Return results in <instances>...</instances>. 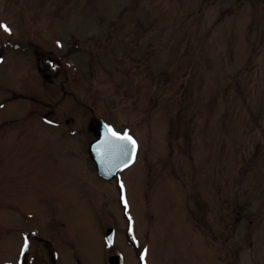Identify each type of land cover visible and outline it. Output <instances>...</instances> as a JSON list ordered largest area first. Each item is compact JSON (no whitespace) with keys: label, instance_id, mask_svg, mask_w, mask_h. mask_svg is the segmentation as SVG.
I'll list each match as a JSON object with an SVG mask.
<instances>
[{"label":"rangeland","instance_id":"374dc122","mask_svg":"<svg viewBox=\"0 0 264 264\" xmlns=\"http://www.w3.org/2000/svg\"><path fill=\"white\" fill-rule=\"evenodd\" d=\"M0 20L65 80L44 103L31 50L0 64V264L32 231L58 264H264V0H0ZM94 115L137 141L123 187ZM36 241L26 264H51Z\"/></svg>","mask_w":264,"mask_h":264},{"label":"flooded vegetation","instance_id":"af4514ba","mask_svg":"<svg viewBox=\"0 0 264 264\" xmlns=\"http://www.w3.org/2000/svg\"><path fill=\"white\" fill-rule=\"evenodd\" d=\"M0 23L7 26L5 20H0ZM6 35H8V38H10L8 33ZM8 38L3 39L0 37V64L7 58V56H11V52H15L16 50H22L23 52L31 50L32 54L34 55V58H36V60H37V65H34L32 67L33 70L31 69L30 74H32V73L38 74L39 75V78H38L39 81L42 82V84L43 83L45 84L44 93L42 95V98H43L42 102L48 103V100L51 99L50 101L53 102L51 104L59 103L60 99H62L64 97V94H65L64 68L60 64L61 57L59 60H57V61L55 60L56 62H54V60H52L51 56L46 55L47 54L46 50H44L42 47L41 48L39 47L40 44L38 45V43L37 44L31 43L27 47L26 45H22L19 42L17 43L16 41H13V39L7 40ZM6 46L8 48H6ZM11 46H12V48L9 49ZM49 53H50V51L48 50V54ZM27 72L29 73V71H27ZM50 84H53V88H52V86H49ZM50 88H52V91H50ZM55 88L58 89L57 92H56ZM23 93L25 94L24 91H17V92H14L12 95L15 98L21 99L20 96H23L24 95ZM29 94L33 95L31 93H29ZM43 96L46 98H44ZM3 99L4 98H2V100H0V101H4ZM54 100H57V101H54ZM98 119H100V118H97V116L94 115L93 117L90 118L91 121L89 120L90 121L89 128H90L91 133L95 137L94 139H96V132L94 130V127H96ZM67 122H69L68 119H67ZM61 131L66 133L68 130L64 129ZM77 131L78 130L71 131V132H69L70 134L67 132V134L69 136H71V135L73 136V135L77 134ZM118 132L129 133V132L120 131V130ZM93 140L89 141L88 150H89L90 143ZM95 165H96V163H95ZM95 169H96L97 173L99 174L97 165H96ZM122 171L123 170H120L118 172V174L115 176V179L106 178V177L101 176L100 174H99V177L105 181L116 180L119 182V184L122 185V182H121ZM109 228L114 229L113 243L109 244V242L106 238L107 231L105 232V239H106V243H107L108 247H112L114 245L115 239H116L115 238L116 230L114 227H109ZM27 237H28V239H27L28 247L24 248L26 257L23 258L22 264H26L29 261L32 262L30 256H31V251H32V242L34 243L35 240H37L36 241L37 244L41 245V248L44 250L43 253H45L46 255L50 254V256H41V257L39 256V260H40V258L43 259L44 261H50L51 260L52 261L51 264H58L59 260L62 259V257L60 256V251H59L58 245H55L54 243L49 242L43 236L38 235V233L36 231H32L31 234L27 235ZM30 237H34L36 239L32 240V239H30ZM40 245H39V248H40ZM29 254H30V256H28ZM51 254H52V256H51ZM115 254L121 255L120 253H112L108 257L107 264H109L110 257L112 255H115ZM123 258H124V256H123Z\"/></svg>","mask_w":264,"mask_h":264},{"label":"water","instance_id":"95a60500","mask_svg":"<svg viewBox=\"0 0 264 264\" xmlns=\"http://www.w3.org/2000/svg\"><path fill=\"white\" fill-rule=\"evenodd\" d=\"M109 129L111 128L106 122L99 120L96 127H94L96 139L89 146V152L96 162L99 174L106 178L116 176L120 170L134 162L138 149L137 141L131 134L126 133L136 142L134 151L129 142L117 141L111 137ZM116 133L121 136L124 135L120 132ZM106 238L109 244L113 243V228L107 230ZM109 264H124V258L122 255H112L109 259Z\"/></svg>","mask_w":264,"mask_h":264},{"label":"snow or ice","instance_id":"6c2138e0","mask_svg":"<svg viewBox=\"0 0 264 264\" xmlns=\"http://www.w3.org/2000/svg\"><path fill=\"white\" fill-rule=\"evenodd\" d=\"M0 29H3L4 31H9L10 32V29L6 25H4L2 23H0ZM109 132L111 134V137L115 138L117 141L129 142L131 144V146H132L133 151L135 150L136 142L133 140V138L131 136L127 135L126 133L121 136L120 134L112 131L111 129H109ZM121 187H123V185H121ZM24 246L28 247L27 241H25V245Z\"/></svg>","mask_w":264,"mask_h":264},{"label":"bare ground","instance_id":"6f19581e","mask_svg":"<svg viewBox=\"0 0 264 264\" xmlns=\"http://www.w3.org/2000/svg\"><path fill=\"white\" fill-rule=\"evenodd\" d=\"M128 134H130V133H128ZM131 135H132V134H131ZM137 154H138V150H137ZM137 154H136V155H137Z\"/></svg>","mask_w":264,"mask_h":264}]
</instances>
